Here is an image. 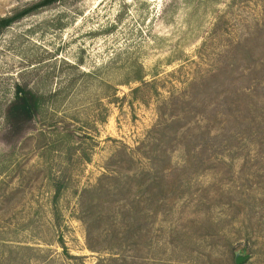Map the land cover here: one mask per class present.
I'll use <instances>...</instances> for the list:
<instances>
[{
    "label": "rangeland",
    "instance_id": "rangeland-1",
    "mask_svg": "<svg viewBox=\"0 0 264 264\" xmlns=\"http://www.w3.org/2000/svg\"><path fill=\"white\" fill-rule=\"evenodd\" d=\"M0 264H264V0H58L0 31Z\"/></svg>",
    "mask_w": 264,
    "mask_h": 264
},
{
    "label": "trees",
    "instance_id": "trees-1",
    "mask_svg": "<svg viewBox=\"0 0 264 264\" xmlns=\"http://www.w3.org/2000/svg\"><path fill=\"white\" fill-rule=\"evenodd\" d=\"M57 1L58 0H41L32 5L30 8L24 9L12 17L0 19V31L10 26L16 20L26 16L30 12L49 6ZM19 94L20 93L16 94V102L18 103L16 108H10V111L13 110V112L19 114L21 118H30L38 107V98L30 92H23L21 95Z\"/></svg>",
    "mask_w": 264,
    "mask_h": 264
}]
</instances>
